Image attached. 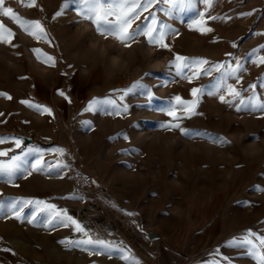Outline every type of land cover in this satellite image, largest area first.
<instances>
[{
  "label": "rangeland",
  "instance_id": "374dc122",
  "mask_svg": "<svg viewBox=\"0 0 264 264\" xmlns=\"http://www.w3.org/2000/svg\"><path fill=\"white\" fill-rule=\"evenodd\" d=\"M27 2L5 0V6L13 8L23 19L41 20L53 43L50 46L43 40H35L9 17L0 15V23L15 33L13 44L16 45L0 44V56L7 57L15 65L12 69L0 63V91L13 97L12 100L0 97V113H4L0 116V136L25 134L36 139L33 145L44 149L62 146L71 153L64 157L71 169L63 179L33 173L18 181L19 187L0 183V194L43 199L67 209L92 234L123 242L137 258L139 251L144 252V259L139 258L142 264H209L217 247L231 258L232 264H255L251 257L243 254V249L224 245L249 229L264 235V192L254 188L255 185L264 188V155L250 160L242 151L254 143L264 147V116L236 113L217 97L205 96L197 109L203 115L184 120L183 126L222 135L231 143L221 147L204 139L190 140L178 132H167L176 138V144L170 153L162 154L151 146L150 139L164 133L158 130L157 121L169 117L145 109L165 108L167 100L174 95L191 99L192 87L207 86L211 82L212 77H201L189 83L175 77L174 72L169 73L168 65L174 53L216 63L230 60L234 64L227 53L243 60L264 44V35H256L264 33V0H216L211 14L225 19L209 21L207 26L212 27L213 32L203 35L174 22V26L180 28V35L168 40L172 51L148 46L141 38L144 48L156 49L153 59L162 60L164 66L153 70L146 67L148 61H141L143 71L139 76L111 81L104 79L100 68L82 65L75 57L77 48L86 46L89 39L97 35L93 28L92 33L77 44L73 33L81 21L75 16L79 0H71L67 15L56 20L51 17L63 0H37L32 8L25 6ZM200 7L203 9V5ZM246 12L252 15H241ZM180 15L187 23L197 16V11H185ZM233 43L236 48L232 47ZM33 48L55 56L56 67L32 64L27 49L32 51ZM109 54H116L115 50ZM261 56H264V49L253 59ZM85 67L91 72L88 78L81 76ZM245 67L247 71L242 74L240 84L234 80L229 83L237 88L256 84L257 93L264 99V87H260L264 84L261 80L264 64L250 61ZM37 68L49 69L51 74L42 80ZM145 73L148 75L144 76ZM141 77H144L145 86H138L129 94L131 109L128 115L123 118L103 116L111 110L108 106H102L95 113L82 114V109L93 97L103 98L113 89L128 87ZM173 79L175 82L165 87H156L159 81ZM147 86H153L161 99H153L151 105L138 106L137 103H145L142 98ZM60 89L71 98V104L57 95ZM22 99L51 107L55 118L29 109L20 103ZM83 120H92L94 129L89 131L81 127ZM121 132L128 135V140L109 139ZM254 134L260 139L253 141ZM209 146L211 155L206 151L199 154L189 151L190 147L208 149ZM6 148H14V144L9 141L0 145V150ZM133 148H139L140 153L131 151ZM125 149L129 151H122ZM58 158L55 153L45 156V160L53 162ZM78 159L85 163L90 177L88 186L81 192L75 185ZM128 164L133 165V170L128 169ZM92 180L97 183H91ZM74 193L83 195L84 199H67ZM245 200L250 202L247 206L241 203ZM113 202L117 207H112ZM125 211L137 215L130 217ZM107 221L111 224L108 227L105 226ZM149 231L158 233L159 238L150 239ZM65 238L81 237L71 228L46 231L14 218H0V264H124L116 257L109 259L107 255L89 256L80 249L66 250L58 243ZM6 248L11 251H4Z\"/></svg>",
  "mask_w": 264,
  "mask_h": 264
},
{
  "label": "snow or ice",
  "instance_id": "6c2138e0",
  "mask_svg": "<svg viewBox=\"0 0 264 264\" xmlns=\"http://www.w3.org/2000/svg\"><path fill=\"white\" fill-rule=\"evenodd\" d=\"M70 2L71 0H63L59 10L55 12L51 19L56 20L65 17ZM215 2L216 0H79V7L75 11V16L88 21L98 35L114 37L125 47H131L132 43L138 40L141 41V38H143L148 46L172 51L168 40L180 35V28L174 26V22L185 26L187 30L203 35L213 32V28L207 26L209 21L225 19L211 14ZM36 3L37 0H28L25 6L32 8L36 6ZM201 5H203V9H201ZM191 10H196L197 16L185 23L180 14ZM144 13L148 14L144 15ZM0 15L9 17L35 40H43L46 44L52 45L51 35L41 20L21 18L14 12L13 8L5 6V0H0ZM241 15L251 16L252 12L241 13ZM227 19H231V17H227ZM108 26L113 27L109 29ZM256 35H264V33H256ZM14 36L15 33L11 29L0 23V44L16 47L13 44ZM236 46L235 43L232 44L233 48H236ZM261 49H264V44H261L257 49H253L243 60L235 57L233 53H227L226 55L235 61L234 64L230 60L216 63L202 57H189L174 53V58L168 65L169 73L174 72L175 77L189 83L199 80L201 77H212L211 82L207 86L192 87L191 99L174 95L167 100V107L161 109L149 107L145 110L160 112L169 117L167 120L157 121L158 130L178 132L181 136L190 140L204 139L221 147L229 145L231 142L222 135L217 136L190 129L183 126L182 122L197 115H203V113H198L197 109L205 96L217 97L220 103L234 109L236 113L243 112L264 116V99H261L257 93L256 84H250L247 88H237L233 83H229V81L234 80L236 84H240L243 79L242 74L247 71L245 67L247 62L264 64V56L259 57L258 60L253 59ZM32 52L39 62L49 67H56L57 58L55 56L44 52L40 48H33ZM213 73H216V75L213 76ZM146 75L148 73L144 74V76ZM21 79L26 78L21 77ZM261 80H264V77H261ZM143 81L144 77H141L128 87L113 89L103 98L93 97L82 109V114L95 113L102 106H108L111 110L104 112L103 116L123 118L129 114L131 109V103L128 102L129 94L133 93L138 86H145ZM172 82H175V80L159 81L156 87H165ZM260 87H264V84H261ZM245 93L250 94L246 96ZM57 95L62 97L68 104L72 103L71 98L64 90H57ZM0 97L7 100L13 99L8 92L4 91H0ZM142 99L145 103H137L138 106L151 105L153 99L161 98L156 95L153 86H147L146 95ZM20 103L40 115L55 118L53 109L47 105L35 103L29 99H22ZM3 115L4 113H0V116ZM81 127H86L91 131L94 129L93 121L83 120L81 121ZM121 137L124 140L129 138L128 135L121 132L116 136L109 137V139L116 140ZM253 137V141L260 139L255 134ZM9 141L14 144V148L0 150V183L19 187L18 181L27 179L33 173H39L49 178L63 179L68 170L71 169V165L64 159L66 156H71V153L62 146L44 149L35 145H26L24 137L21 136H0V145ZM16 149H19V151L17 152ZM122 151L127 153L129 150ZM131 151L139 154L141 150L133 148ZM9 153L12 154L9 155ZM49 153H55L59 158L54 162L45 160V156ZM127 167L129 170H133L132 164H128ZM79 175L77 173V176ZM83 179L85 182L88 181L87 177H83ZM91 183L96 184L97 182L92 180ZM254 188L255 191L264 192V188L259 185H255ZM153 195L156 194L153 193ZM67 199L82 201L84 196L74 193ZM241 203L247 206L250 202L245 200ZM112 207H117V205L113 202ZM125 214L130 217L137 215L135 212L128 211H125ZM0 218H14L20 223L27 222L46 231L54 230L57 227L71 228L73 232L80 234L81 238L59 240L58 243L63 245L66 250L80 249L88 253L89 256L107 255L109 259L116 257L124 264H142V261L123 242L117 243L92 234L87 226L70 215L67 209L58 208L56 204L47 200L32 197H4L0 194ZM224 246L243 249V254L251 257L255 264H264V235L257 234L251 229L246 230L239 237L227 240ZM3 250L11 251L7 248ZM211 255L213 259L209 261V264H222V261L226 264H232L231 258L223 255L219 247L214 249Z\"/></svg>",
  "mask_w": 264,
  "mask_h": 264
},
{
  "label": "clouds",
  "instance_id": "9594fccd",
  "mask_svg": "<svg viewBox=\"0 0 264 264\" xmlns=\"http://www.w3.org/2000/svg\"><path fill=\"white\" fill-rule=\"evenodd\" d=\"M85 20H81L73 35L76 37L77 44L92 33L93 27ZM115 50L114 55L109 53ZM155 48H144L141 41L132 43L131 47H125L114 37L103 35H95L89 39L86 46L78 47L75 52V57L82 65H91L94 68L102 70L103 77L106 81L115 80L127 76H139L143 71L140 66L141 61H148L146 67L153 70H159L164 66L162 60L153 59L155 56ZM0 63L6 64L9 68L14 69L15 65L7 59V57L0 56ZM36 71L41 75V79H46L51 73L49 69L37 68ZM91 72L85 67L81 72V76L88 78ZM139 79V78H138ZM137 79V80H138ZM151 146L162 154L170 153L176 144V138L167 135L164 132L161 135L152 137L150 139ZM190 152L199 154L201 151H206V154L211 155L210 146L208 149H201L198 147H190ZM243 154L250 160H255L264 155V147L258 144H251L246 146Z\"/></svg>",
  "mask_w": 264,
  "mask_h": 264
},
{
  "label": "built area",
  "instance_id": "2783aa9c",
  "mask_svg": "<svg viewBox=\"0 0 264 264\" xmlns=\"http://www.w3.org/2000/svg\"><path fill=\"white\" fill-rule=\"evenodd\" d=\"M77 163H78V173L80 175L77 176L75 185L76 188H78V190L81 192L82 190L86 189V187L88 186V183L90 182V177L87 174L85 163L80 159L77 160ZM83 177H87L88 181L85 182Z\"/></svg>",
  "mask_w": 264,
  "mask_h": 264
},
{
  "label": "water",
  "instance_id": "95a60500",
  "mask_svg": "<svg viewBox=\"0 0 264 264\" xmlns=\"http://www.w3.org/2000/svg\"><path fill=\"white\" fill-rule=\"evenodd\" d=\"M14 136H21V137H24V140H25V144L26 145H31L34 143V138L33 136H27L25 134H18V133H14L13 134ZM147 236L150 238V239H158L159 238V234L154 232V231H149L147 233Z\"/></svg>",
  "mask_w": 264,
  "mask_h": 264
},
{
  "label": "bare ground",
  "instance_id": "6f19581e",
  "mask_svg": "<svg viewBox=\"0 0 264 264\" xmlns=\"http://www.w3.org/2000/svg\"><path fill=\"white\" fill-rule=\"evenodd\" d=\"M86 23L90 25V23H89L88 21H86ZM27 52H29V56H30V59H31V61H32V64H34L35 66H39V65L41 64V62H39V61L36 59V57H35V55L33 54V52L30 51V50H28V49H27ZM26 54H27V53H26ZM27 55H28V54H27ZM30 59H29V60H30ZM41 65H42V64H41Z\"/></svg>",
  "mask_w": 264,
  "mask_h": 264
},
{
  "label": "crops",
  "instance_id": "0c3cea01",
  "mask_svg": "<svg viewBox=\"0 0 264 264\" xmlns=\"http://www.w3.org/2000/svg\"><path fill=\"white\" fill-rule=\"evenodd\" d=\"M35 143H36V139L34 140V143H33V144H35ZM33 144H31V145H33ZM110 225H111V224H110V221H107V222L105 223V226H107V227L110 226ZM129 241H130V240H129ZM143 253H144V252H141V251L138 252V254H139V258H140V259L143 258V255H144ZM143 259H144V258H143Z\"/></svg>",
  "mask_w": 264,
  "mask_h": 264
}]
</instances>
